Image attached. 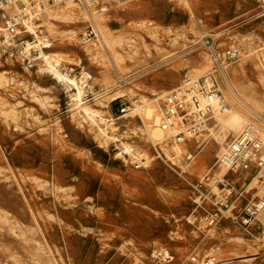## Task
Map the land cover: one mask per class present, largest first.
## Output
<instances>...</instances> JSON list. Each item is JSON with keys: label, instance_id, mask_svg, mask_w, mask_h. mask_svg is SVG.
Returning a JSON list of instances; mask_svg holds the SVG:
<instances>
[{"label": "rangeland", "instance_id": "rangeland-1", "mask_svg": "<svg viewBox=\"0 0 264 264\" xmlns=\"http://www.w3.org/2000/svg\"><path fill=\"white\" fill-rule=\"evenodd\" d=\"M41 22L37 34L52 41L44 52L64 55L50 57L53 67L87 69L93 93L82 105L114 122L106 134L117 139H101L106 126L69 101L43 61L27 70L0 60V264H264L261 228L249 235L222 221L209 231L194 188L247 123L264 142V0H110L105 12L48 5ZM210 46L241 50L217 73L230 109L216 105L186 159L160 110L185 75L212 69ZM124 103L135 108L119 112ZM122 146L143 164L120 156Z\"/></svg>", "mask_w": 264, "mask_h": 264}, {"label": "built area", "instance_id": "built-area-1", "mask_svg": "<svg viewBox=\"0 0 264 264\" xmlns=\"http://www.w3.org/2000/svg\"><path fill=\"white\" fill-rule=\"evenodd\" d=\"M65 1L0 0V60L4 58L6 62L19 64L27 70L38 66L43 61L42 53L52 45L46 34L40 36V39L36 36L37 32L43 31V15L48 5L57 6ZM74 1L90 6L96 12H105L110 0ZM6 7H11L13 11H5ZM31 23L32 29L29 26ZM92 33V29L86 30L81 33L80 38L87 39V35ZM211 50L216 59L212 69L197 78L185 75L165 94L160 110V127L168 133L169 141L185 145L186 159L192 157L193 150L189 148L195 143V136L209 125L215 102L223 96L217 77L222 67L221 62H232L241 55L237 46L229 47L223 52L213 48ZM47 72L70 102L71 94L77 89L69 79H77V84L83 91L82 101H86L93 93L92 75L83 66L74 67L61 62ZM229 106L226 101H221L220 110L224 112ZM126 109L122 105L117 108L119 112ZM223 150L218 154L215 164L224 168V172L218 173L215 169H210L194 186L200 194L197 208L205 211L200 223L211 227L209 231L218 227L222 221H228L249 235H252L254 228H261L262 231L264 223L259 215L264 211V142L259 139L255 127L247 124L232 137ZM119 154L136 167L143 164L140 161L134 162L123 146L120 147ZM240 195L243 196L242 203L236 210L233 199ZM192 260L196 259L193 257ZM205 262L212 264L210 259Z\"/></svg>", "mask_w": 264, "mask_h": 264}, {"label": "bare ground", "instance_id": "bare-ground-1", "mask_svg": "<svg viewBox=\"0 0 264 264\" xmlns=\"http://www.w3.org/2000/svg\"><path fill=\"white\" fill-rule=\"evenodd\" d=\"M83 1H86V0H83ZM72 3H75V4H77V5H79L77 2H75L74 0H66L63 4H61V5H69V4H71L72 5ZM86 7H87V9L89 10L90 9V6H88V5H85ZM5 11H10V12H12L13 11V9L11 8V7H6L5 8ZM95 29V28H94ZM165 30H168V29H165ZM109 33H111V32H109ZM74 34H75V31H74ZM108 34H105V36H107ZM36 36L39 38L40 37V35L39 34H37L36 33ZM41 37H42V35H41ZM40 37V38H41ZM74 37V36H73ZM39 38V39H40ZM101 39V38H100ZM99 39V40H100ZM84 40V39H83ZM106 40V42L107 43H110L111 42V40L112 39H105ZM59 56H64L63 54H47V52L45 53V52H43L42 53V60H43V62H44V64H46V65H48L49 66V68H54L53 67V62H52V60H51V58L50 57H56V58H59ZM42 62V63H43ZM47 70V69H46ZM51 70V69H50ZM41 71H43V70H41ZM0 76H1V74H0ZM2 76L4 77V75L2 74ZM3 77H1V78H3ZM5 78V77H4ZM11 78V77H10ZM8 79V78H7ZM10 79H8V81H9ZM73 81L75 82V84H76V89H77V91H75V92H77L76 94H71V103H76V106H78V107H82L83 106V112H85V114L86 115H88V116H90V118L92 119V120H95L96 122L97 121H99V123L101 124V121H102V124H104L106 127H100L101 129H100V131H101V139H102V135H103V137H107L106 139H104L105 141L104 142H107V140H109V139H111V138H113V139H117V138H114V136H111V135H109V134H106V128H110L109 126L111 125H113L114 124V122L113 123H111V124H108L107 122H108V120L106 119V118H101V119H99L98 118V115L99 114H101V110H95V109H91V108H89V107H84L85 105H82L83 104V101L81 100L82 98V94H83V91L80 89V87H79V85L77 84V79L75 78V79H73ZM18 84V83H17ZM222 90V89H221ZM74 93V92H73ZM222 94H223V96L222 97H220L219 98V100H217L216 102H215V106H214V112H213V114L211 115V119L212 120H214L215 119V117H216V114H217V109H216V105L218 104L219 105V110H220V104H221V101H226L227 103H229L228 101H227V99L225 98V95H224V92L222 91ZM104 105L103 106H105L106 105V103H104V102H102ZM102 103H101V105H102ZM124 105L128 108V109H130V110H132L133 111V108H135L134 107V104L133 103H124ZM230 105V104H229ZM230 107V106H229ZM227 108L225 111H227V110H229L230 108ZM77 108V107H76ZM142 109H144V106H140V107H137L136 108V111H138V110H142ZM81 111V110H80ZM135 111V110H134ZM224 111V112H225ZM82 112V115L84 114ZM220 112H222L221 110H220ZM85 116V115H84ZM101 116V115H100ZM261 120L263 121V124H264V115L263 114H261ZM89 117H88V119H90ZM98 118V119H97ZM90 119V121H92ZM94 121V122H95ZM92 123V122H91ZM93 125H94V123H92ZM247 124H251V125H253L254 127H255V129L257 130V132H258V137H259V139L262 141V138H261V136H262V132H263V130L261 129V128H258V127H256L254 124H253V122H249V123H247ZM96 125H98V124H96ZM99 126V125H98ZM113 127V126H112ZM114 129H115V127H113ZM166 134H167V136H168V133L164 130V129H162ZM209 130H210V126H206V129L203 131V132H201L200 134H198V135H196L195 136V143H197V145H199L200 143H201V141H198V139H199V137L204 133V132H206V131H208L209 132ZM99 131V132H100ZM99 132H98V135H99ZM169 137V136H168ZM103 142V143H104ZM263 142V141H262ZM110 143V142H109ZM101 144V143H100ZM104 144H108V143H104ZM180 144V143H179ZM125 145V144H124ZM182 146H185L184 144H182ZM123 148L126 150V151H128V154L130 155V158H131V154H133L134 153V148L133 147H131L130 149H128L127 147L125 148L124 146H123ZM130 150H132V151H130ZM185 153H186V147H185ZM137 153V152H136ZM136 157V156H135ZM134 157V158H135ZM145 157V156H144ZM192 158H193V155H192ZM136 159V158H135ZM142 159V158H141ZM139 161H141V160H139ZM195 161V158L191 161V162H187L188 164H190L189 165V167L186 165V163H184V164H182L181 166V168H182V171L183 172H187V173H189L190 171H191V165H192V163ZM147 163V162H146ZM215 169H218L219 168V170L217 171L218 173H223L224 172V168H222L218 163H216L215 164ZM217 167V168H216ZM214 190H216L215 188H214ZM242 197L243 196H239L238 198H235V199H233V207L237 210V209H239L240 208V205H241V201H242ZM259 219L261 220V222H263L264 223V211L259 215ZM262 233L264 232V228H263V230L261 231ZM239 241H240V239H239ZM210 261L212 262V264H216L218 261H213V259L211 258L210 259ZM206 264V263H205Z\"/></svg>", "mask_w": 264, "mask_h": 264}]
</instances>
